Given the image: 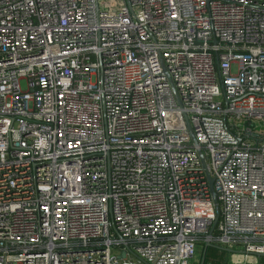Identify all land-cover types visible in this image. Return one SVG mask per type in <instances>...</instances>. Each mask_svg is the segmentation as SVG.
<instances>
[{"label": "built area", "instance_id": "2783aa9c", "mask_svg": "<svg viewBox=\"0 0 264 264\" xmlns=\"http://www.w3.org/2000/svg\"><path fill=\"white\" fill-rule=\"evenodd\" d=\"M205 243L263 264L264 0H0V264Z\"/></svg>", "mask_w": 264, "mask_h": 264}, {"label": "water", "instance_id": "95a60500", "mask_svg": "<svg viewBox=\"0 0 264 264\" xmlns=\"http://www.w3.org/2000/svg\"><path fill=\"white\" fill-rule=\"evenodd\" d=\"M210 184H211V188H212V192H213V197L217 201L216 193H215L214 188H213V179L212 178L210 179ZM209 247H211V244L210 243H205V245L203 247V250H202V259H201V263L202 264L205 262L206 255H207V250H208ZM260 256H264V255H260Z\"/></svg>", "mask_w": 264, "mask_h": 264}, {"label": "rangeland", "instance_id": "374dc122", "mask_svg": "<svg viewBox=\"0 0 264 264\" xmlns=\"http://www.w3.org/2000/svg\"><path fill=\"white\" fill-rule=\"evenodd\" d=\"M256 129H259V126H257ZM210 258L212 261H214L216 263H221L224 260L223 256H221L217 253H213Z\"/></svg>", "mask_w": 264, "mask_h": 264}, {"label": "crops", "instance_id": "0c3cea01", "mask_svg": "<svg viewBox=\"0 0 264 264\" xmlns=\"http://www.w3.org/2000/svg\"><path fill=\"white\" fill-rule=\"evenodd\" d=\"M214 253H217V254H219V255H221V256H223V258H224V260L221 262V263H216V264H224L225 263V260H226V258H227V255H225V253H219V252H214ZM212 256V255H211ZM262 263L264 264V257H262Z\"/></svg>", "mask_w": 264, "mask_h": 264}, {"label": "trees", "instance_id": "16d2710c", "mask_svg": "<svg viewBox=\"0 0 264 264\" xmlns=\"http://www.w3.org/2000/svg\"><path fill=\"white\" fill-rule=\"evenodd\" d=\"M214 252H215V251L212 250L211 255H212ZM211 255L209 254L208 257H207V259H209V258L211 257Z\"/></svg>", "mask_w": 264, "mask_h": 264}]
</instances>
